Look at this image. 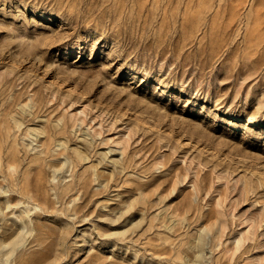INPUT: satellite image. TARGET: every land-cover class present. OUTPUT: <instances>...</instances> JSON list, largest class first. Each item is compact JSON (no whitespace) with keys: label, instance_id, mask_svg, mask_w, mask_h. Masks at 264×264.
Here are the masks:
<instances>
[{"label":"rangeland","instance_id":"374dc122","mask_svg":"<svg viewBox=\"0 0 264 264\" xmlns=\"http://www.w3.org/2000/svg\"><path fill=\"white\" fill-rule=\"evenodd\" d=\"M0 264H264V0H0Z\"/></svg>","mask_w":264,"mask_h":264}]
</instances>
